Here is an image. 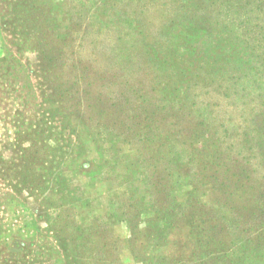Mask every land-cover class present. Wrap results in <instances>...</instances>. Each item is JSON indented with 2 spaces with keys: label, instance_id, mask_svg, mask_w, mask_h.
I'll list each match as a JSON object with an SVG mask.
<instances>
[{
  "label": "rangeland",
  "instance_id": "374dc122",
  "mask_svg": "<svg viewBox=\"0 0 264 264\" xmlns=\"http://www.w3.org/2000/svg\"><path fill=\"white\" fill-rule=\"evenodd\" d=\"M262 3L0 0V264H264Z\"/></svg>",
  "mask_w": 264,
  "mask_h": 264
},
{
  "label": "trees",
  "instance_id": "16d2710c",
  "mask_svg": "<svg viewBox=\"0 0 264 264\" xmlns=\"http://www.w3.org/2000/svg\"><path fill=\"white\" fill-rule=\"evenodd\" d=\"M246 1V2H245ZM252 0H234V5L236 6V9L238 8L239 10L242 8L243 10L248 9V6H251ZM263 6L260 7V9H264V3H262ZM238 59V58H236Z\"/></svg>",
  "mask_w": 264,
  "mask_h": 264
}]
</instances>
